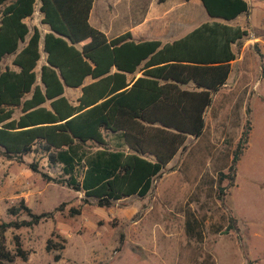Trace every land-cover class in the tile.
I'll return each mask as SVG.
<instances>
[{
  "label": "trees",
  "instance_id": "obj_1",
  "mask_svg": "<svg viewBox=\"0 0 264 264\" xmlns=\"http://www.w3.org/2000/svg\"><path fill=\"white\" fill-rule=\"evenodd\" d=\"M37 1L40 23L49 29L43 36L46 65L40 67L39 84L35 68L41 58V32L24 22L34 14ZM199 1L212 20L163 44L135 42L130 32L108 39L89 23L94 0H0L2 155L21 159L40 144L66 177L55 181L94 199L99 207L132 196L145 198L164 168L185 150L187 138L202 136L206 110L227 84L230 63L236 58L232 46L248 36L239 26L219 21L247 13L245 0ZM7 56H12L18 71L2 68ZM138 71L141 76L129 81L128 75ZM86 78L92 82L84 85ZM189 84L192 90L183 88ZM65 87L81 89L76 104L64 96ZM15 108L21 112L17 119ZM249 131L247 123L228 174H220L219 183L229 175L234 180ZM108 135H115L125 148L109 149ZM88 143L98 149L87 151ZM219 189L223 196L224 189ZM21 210L28 221L0 224V264L16 257L27 260L19 242L15 253L7 250V229L32 227L52 215L34 214L23 204ZM17 212L9 209L13 215ZM185 232L191 239L203 238L201 221L190 212ZM46 250L50 251L48 245Z\"/></svg>",
  "mask_w": 264,
  "mask_h": 264
},
{
  "label": "rangeland",
  "instance_id": "obj_2",
  "mask_svg": "<svg viewBox=\"0 0 264 264\" xmlns=\"http://www.w3.org/2000/svg\"><path fill=\"white\" fill-rule=\"evenodd\" d=\"M151 2L157 8V0H95L91 21L105 28L104 15L114 14L118 21L113 24L126 28L137 21L142 9L146 13ZM175 4L176 0L169 1ZM38 5L37 1L34 14L25 22L43 33ZM190 7L188 2L184 9ZM184 9L177 13L170 40L208 19L199 6L194 9L197 23L184 26ZM1 10L2 6L0 18ZM249 39L237 43L234 51L240 53ZM245 46L241 70L233 65L227 86L206 110L202 136L187 138L185 150L164 168L145 198L132 196L99 207L94 199L55 181L66 177L40 144L21 159L0 152V224L28 221L21 204L34 214H52L32 227L5 231L7 250L15 253L19 242L27 255L26 261L16 257L9 264H264V52ZM65 91L75 103L78 91ZM20 113L15 108L13 117ZM247 123L248 143L235 166L234 180L229 175L219 183L220 174H228ZM114 136L107 137L112 150L121 144ZM97 149L93 143L86 145L87 151ZM219 188L224 189L223 196ZM12 208L18 209L16 215L9 213ZM189 212L201 221V241L186 235Z\"/></svg>",
  "mask_w": 264,
  "mask_h": 264
},
{
  "label": "crops",
  "instance_id": "obj_3",
  "mask_svg": "<svg viewBox=\"0 0 264 264\" xmlns=\"http://www.w3.org/2000/svg\"><path fill=\"white\" fill-rule=\"evenodd\" d=\"M169 1L170 0H166L163 3H158V1H157V8L152 7L151 5H153V3L151 2L149 4L150 6H149L148 10L146 11V13H144V11L142 9L141 13H140V17L137 19V21L132 22L131 25L126 27V28H123V27L117 28L116 25L113 24V21H118V17L114 16V14H113V16L112 15L108 16L107 14H105L104 15V21H103L105 28H103L98 24H93L91 21L92 17H93V10H94V3H95V0H94L93 7L91 9L90 16H89V23L94 28L103 32L108 39H113V38H115V37H117V36H119L125 32H130L132 39L135 42L143 41V40H159L163 44L171 43L174 40L179 39V38H175V39L170 40V37H173L175 34V28H176L175 23H176L177 13L181 12L180 10L184 9L186 7V4H188V2L192 3L193 7H190L187 10L184 9L185 11L183 10V12H185L183 24H184V26L188 27L189 25L197 23V21L199 20L197 17L198 16L197 13L194 14V11H195L194 9L196 8V10H198L197 8L199 6H202V5H201V2L199 0H191L188 2H185L183 0H176V4L171 6V5H169ZM245 1L247 2L248 7H249V10L247 13L239 15L236 19L229 21V22H226L223 20H219V21H221L225 24L231 25V26H239L242 30H246L248 33L247 37H249L251 39H249L247 41V44L245 43V45H248V48L250 47V49H254L256 47H258L259 49L261 48V50H263V52H264V0H245ZM114 3H115V1H114ZM176 5L183 7V8L177 9ZM40 20H41V18H40ZM211 20L212 19L210 17H208V19L205 22H208ZM25 21H26V19L24 20V22ZM200 24H202V23H197L196 27L199 26ZM44 26H46V25H42V27L44 29L43 33L41 32L39 27L33 26V27H37L41 32V41H40L41 58L39 60V62L41 61L40 67L43 65H46V61H45L46 56L42 52V43H43V36L45 33H47L49 31V29H47ZM196 27H194V28H196ZM115 31H118V32L115 33V35H112L113 32H115ZM244 39H242V40H244ZM245 45L243 46L240 53H236V51H234L235 45L232 46V49L235 52L236 58L234 61H232L230 63L231 71H230L229 77L227 79V84H228V82L230 80V76L232 74L233 65L234 64L238 65L239 71L241 70L240 69V63H242V60H243V53H244V49L246 47ZM11 60H12V56L5 57L3 59V61H8L7 62L8 64H4L3 68L7 66L14 71H18V69L11 64ZM3 61H2V63H3ZM2 63H1V65H2ZM37 66H38V64H37ZM36 68H35V72H36ZM39 72H40V68H39ZM140 76H141V72L138 71V72L134 73L133 75H128V80L129 81L135 80ZM90 82H92V80L90 78H86L84 81V85L89 84ZM37 84H39V83H37ZM227 84L224 86V88L227 86ZM183 88L188 89V90H192L193 84H189L187 86H184ZM65 89H67V87L64 88V96L68 99V97H67L68 91H65ZM68 89H71V88H68ZM71 90L72 91H78L77 92V98L74 101L75 103L69 101L72 104H76L77 99L81 95V89L77 88V89H71ZM215 95H213V97ZM117 148L120 149V148H125V147L123 146V144L121 142L120 146H118Z\"/></svg>",
  "mask_w": 264,
  "mask_h": 264
}]
</instances>
